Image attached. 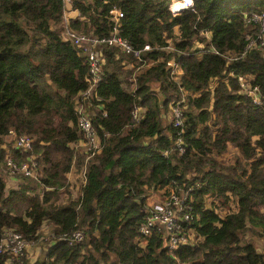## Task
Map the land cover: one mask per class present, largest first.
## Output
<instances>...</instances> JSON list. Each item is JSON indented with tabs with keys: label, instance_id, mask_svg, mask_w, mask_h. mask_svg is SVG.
<instances>
[{
	"label": "trees",
	"instance_id": "16d2710c",
	"mask_svg": "<svg viewBox=\"0 0 264 264\" xmlns=\"http://www.w3.org/2000/svg\"><path fill=\"white\" fill-rule=\"evenodd\" d=\"M67 2L78 15L66 25L77 33L111 35L117 9L120 35L134 48L150 45L142 60L103 47L86 105L98 135L94 153L82 146L75 110L89 71L82 49L62 37ZM170 2L0 0V240L15 231L35 242L49 229L35 259L18 263L1 251L0 264H264V250L246 239L264 237V57L246 49L244 23V14L264 12V0H193L177 14ZM240 76L259 86L261 105L238 92ZM177 102L181 155L177 127L163 117ZM10 131L33 139L28 150L8 148L15 161L33 159L38 175L14 174L19 183L6 188ZM83 168L74 197L68 175ZM168 188L188 191L192 218L184 226L199 237L172 252L161 230L144 245L138 231L152 191ZM230 203L236 210L220 213ZM75 232L81 240L71 239Z\"/></svg>",
	"mask_w": 264,
	"mask_h": 264
},
{
	"label": "built area",
	"instance_id": "2783aa9c",
	"mask_svg": "<svg viewBox=\"0 0 264 264\" xmlns=\"http://www.w3.org/2000/svg\"><path fill=\"white\" fill-rule=\"evenodd\" d=\"M185 0H171L169 10L172 14H177L184 9L193 7V0L191 4H187L183 7L178 5H184ZM65 12V10H64ZM111 19L114 21L112 34L106 37H94L92 35H82L76 31L65 28L62 32L63 39L70 41L74 45L80 47L82 52L88 59V89L80 93L76 99V114L79 129L83 132L86 141L83 143L85 151L94 153L99 150L98 135L92 126L90 114L86 109V105H89L87 97L92 90L95 89L97 82L100 80L102 65L104 62L103 47L111 49V52L116 55H133L136 59L142 60L141 55L143 51L150 50V45L145 44L141 49L134 48L126 39L120 35L119 18L123 16L122 12L117 9L110 11ZM64 16V14H63ZM244 23L246 29L249 32L245 38L248 40L246 49L257 48L261 51L264 57V12L253 11L251 13L244 14ZM202 50H208V47L204 43H197L195 48ZM169 51H173L174 48L170 46L163 47ZM210 51L218 53L213 47H209ZM238 57H228V60H235ZM172 68V73L178 71V64L174 59L168 62ZM232 75V73L230 74ZM239 90L241 94H246L251 102L255 105L262 104V95L258 85L251 84L250 76L239 77ZM171 123L174 127H177V139L174 143V148L178 154L181 155L184 152V142L181 134L184 129L185 119L179 102L172 105L170 108ZM137 115V113H135ZM33 139L27 135H16L13 131H10L9 135L5 137V144L3 147L6 149L5 166L6 171L10 174H21L28 177H36L37 163L31 159V161H15L11 154L10 149L28 150L31 148ZM11 143V148H8V144ZM168 151H166L167 153ZM84 168L82 171V183L85 181ZM73 172V171H71ZM159 199V198H158ZM188 203V191L184 189L175 190L174 188H168L167 191H162V196L159 200L149 199L148 213L145 220L139 226V240L140 244L146 243V238L152 233L154 229L161 230L163 237V246L167 247L170 252L180 245H190L198 241L199 237L194 230L190 227H185L184 223L190 222L192 216L189 212ZM228 210H236V206L230 203L229 209L220 213H226ZM82 234L75 232L72 236V240H81ZM28 247V241L24 239L22 234L15 231H7L4 237L0 240V252L8 251L18 263H22V258L26 254ZM26 257V256H25Z\"/></svg>",
	"mask_w": 264,
	"mask_h": 264
},
{
	"label": "rangeland",
	"instance_id": "374dc122",
	"mask_svg": "<svg viewBox=\"0 0 264 264\" xmlns=\"http://www.w3.org/2000/svg\"><path fill=\"white\" fill-rule=\"evenodd\" d=\"M68 7V2L66 3L65 6V11L67 10ZM164 119L166 120L167 123L171 122V114H170V109L167 113H165L163 115ZM231 153H234L231 152ZM226 158H232V156H227ZM77 176V177H76ZM19 183V179L16 175L14 174H10L8 172V176L6 179V188H10V187H16L17 184ZM82 184V180L80 183V178L79 175H73V177L70 179V189L69 191L71 192L72 196L76 197L79 194V188ZM157 192L159 193V196L157 197ZM154 195V196H153ZM162 196V193L160 191H152L151 195L149 196L150 199H154V200H158V198H160ZM154 197V198H153ZM227 209V207H223V209H221L220 211L223 212ZM42 236L40 237V240H44L46 238V236L49 234V229L47 226H43L42 229ZM247 240L252 241L256 248L259 251H263L264 250V237L263 236H259L258 234H256L255 232H249L246 236ZM39 241H28V247L26 250V258L29 259L30 261L35 259L42 250V245Z\"/></svg>",
	"mask_w": 264,
	"mask_h": 264
},
{
	"label": "crops",
	"instance_id": "0c3cea01",
	"mask_svg": "<svg viewBox=\"0 0 264 264\" xmlns=\"http://www.w3.org/2000/svg\"><path fill=\"white\" fill-rule=\"evenodd\" d=\"M78 15V12L76 11V10H73L72 8H71V6H70V4L68 3V7H67V10L64 12V19H63V22L60 24V26L63 28V31L65 30V28L67 27V28H69L67 25H66V19L67 18H74V17H76ZM62 31V32H63ZM62 37H63V35H62ZM76 173H74V172H71L68 176H69V181H70V179L73 177V175H75ZM76 175H79V178H80V183H81V180H82V178H81V175L80 174H76ZM77 177V176H76ZM70 189V188H69ZM161 193H162V191H160ZM154 196V195H153ZM159 196V193L157 192V197ZM154 198V197H153ZM161 198V197H160ZM159 198V199H160ZM150 199V198H149ZM148 199V200H149ZM158 199V200H159Z\"/></svg>",
	"mask_w": 264,
	"mask_h": 264
},
{
	"label": "water",
	"instance_id": "95a60500",
	"mask_svg": "<svg viewBox=\"0 0 264 264\" xmlns=\"http://www.w3.org/2000/svg\"><path fill=\"white\" fill-rule=\"evenodd\" d=\"M141 113H142V108L139 107L138 110H137V115H136V117L139 118L140 115H141Z\"/></svg>",
	"mask_w": 264,
	"mask_h": 264
},
{
	"label": "clouds",
	"instance_id": "9594fccd",
	"mask_svg": "<svg viewBox=\"0 0 264 264\" xmlns=\"http://www.w3.org/2000/svg\"><path fill=\"white\" fill-rule=\"evenodd\" d=\"M192 0H185V4L184 5H178V7H183L186 6L187 4H191Z\"/></svg>",
	"mask_w": 264,
	"mask_h": 264
}]
</instances>
